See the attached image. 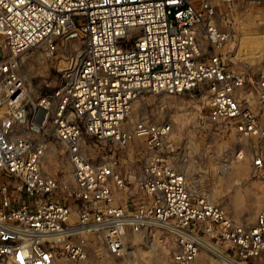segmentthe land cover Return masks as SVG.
I'll return each mask as SVG.
<instances>
[{
    "label": "built area",
    "instance_id": "obj_1",
    "mask_svg": "<svg viewBox=\"0 0 264 264\" xmlns=\"http://www.w3.org/2000/svg\"><path fill=\"white\" fill-rule=\"evenodd\" d=\"M215 1L0 0V52L8 50L0 55V264H77L90 236L120 255L130 230L152 224L175 234L168 264H193L199 230L225 246L218 264H264V203L253 223L235 220L189 189L169 157V122L125 124L144 91L206 85L211 122L229 120L240 134L264 139V112L255 110L264 106V72L253 93L244 72L228 65L232 35L217 25ZM72 33L85 37L83 53L58 85L33 95L19 55L40 42L53 55L57 38ZM83 133L118 148L144 140L153 158L141 165L136 191L121 170L127 159L93 158ZM49 134L66 147L72 184L43 169ZM251 161L264 180V155Z\"/></svg>",
    "mask_w": 264,
    "mask_h": 264
},
{
    "label": "rangeland",
    "instance_id": "obj_2",
    "mask_svg": "<svg viewBox=\"0 0 264 264\" xmlns=\"http://www.w3.org/2000/svg\"><path fill=\"white\" fill-rule=\"evenodd\" d=\"M215 3L217 25L232 35L226 50L229 65L244 72L246 87L254 93L256 81L264 72V0ZM57 43L53 55H47L45 42L19 55L20 70L33 95L49 92L59 84L63 68L83 53L85 37L72 33L57 38ZM236 50L239 53L235 54ZM0 55L7 56L8 50ZM208 94L206 85L182 94L144 91L133 102L125 124L129 127L139 118L169 122L175 147L169 157L185 174L189 189L221 205L233 218L251 224L264 203V180L253 170L251 159L257 153L264 155V139L240 134L229 120L211 122ZM255 105L258 114H262L264 106ZM47 139L44 171L72 184V166L64 143L53 134ZM83 147L95 159H108L113 154L125 157L122 166L128 165L127 182L136 187L135 191L139 168L153 158L142 138L132 141L129 148H118L110 141H99L83 133ZM19 199L22 200L15 197L13 203H19ZM198 235L203 244L193 264H218L216 254L225 246L202 230ZM175 247L174 232L161 224H152L139 231L130 230L120 255L109 253L98 237L90 236L88 255L77 264H168Z\"/></svg>",
    "mask_w": 264,
    "mask_h": 264
},
{
    "label": "crops",
    "instance_id": "obj_3",
    "mask_svg": "<svg viewBox=\"0 0 264 264\" xmlns=\"http://www.w3.org/2000/svg\"><path fill=\"white\" fill-rule=\"evenodd\" d=\"M207 46V45H206ZM205 48H207V47H205ZM210 50V49H209ZM228 56L226 55V58H227ZM228 59V58H227ZM227 63H228V65H229V60H227ZM128 159H130V155L128 156ZM127 165V164H126ZM126 165H124V166H121V170H123V171H126L127 172V174H128V171H129V169H128V165L126 166ZM140 169V168H139ZM54 175V174H53ZM131 186H132V184H131ZM134 186V185H133ZM250 212L252 211V208H250V210H249ZM256 216V215H255ZM235 219V218H234ZM235 220H237V221H240V220H238V219H235ZM254 221H255V219H254ZM240 222H242V221H240ZM244 223V222H243Z\"/></svg>",
    "mask_w": 264,
    "mask_h": 264
},
{
    "label": "bare ground",
    "instance_id": "obj_4",
    "mask_svg": "<svg viewBox=\"0 0 264 264\" xmlns=\"http://www.w3.org/2000/svg\"><path fill=\"white\" fill-rule=\"evenodd\" d=\"M237 53H239L238 50H237ZM202 244H203V241H202ZM215 250H216V249H215ZM218 252H219V250H218ZM218 256H221L220 253H218Z\"/></svg>",
    "mask_w": 264,
    "mask_h": 264
}]
</instances>
